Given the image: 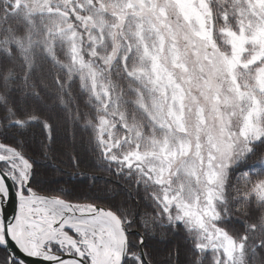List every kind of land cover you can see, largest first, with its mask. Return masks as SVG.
<instances>
[{"label": "snow or ice", "instance_id": "1", "mask_svg": "<svg viewBox=\"0 0 264 264\" xmlns=\"http://www.w3.org/2000/svg\"><path fill=\"white\" fill-rule=\"evenodd\" d=\"M0 264H264V0H0Z\"/></svg>", "mask_w": 264, "mask_h": 264}, {"label": "trees", "instance_id": "2", "mask_svg": "<svg viewBox=\"0 0 264 264\" xmlns=\"http://www.w3.org/2000/svg\"><path fill=\"white\" fill-rule=\"evenodd\" d=\"M59 55V54H58ZM61 59H64V57L61 55ZM76 90L78 91V83L75 86ZM86 98H81V105L83 104V100ZM38 130H34L33 132H30L29 135H33ZM87 133H78L77 134V145L79 146L81 138L86 139ZM69 142H71V137H69ZM65 159H67L65 157ZM60 168L62 171H59L55 175H53L52 172H49L48 175L50 179L44 181V184L47 188V191L52 192L53 194H56L54 192V189L57 187H73L75 186L77 190V201H83V202H95L100 204L104 207H112L113 203L118 202L119 199H122L123 197L117 198V200H114L112 197V194L109 192L110 187H114V185L111 184L110 180L107 177V173L102 171L99 168H96L93 165L91 156L89 157V160L81 164L80 168H73L70 164H61ZM80 172L87 173L86 176L79 175ZM95 173L96 176L101 177V179H92V174ZM140 210L143 212L151 213L153 209L148 206L143 200L139 203ZM172 240V246H178L181 249V253L183 254L186 251L187 246H190L191 240L188 237L187 233L181 232L179 235H176L174 237H171ZM155 243V242H153ZM161 249L164 248L163 244L158 245Z\"/></svg>", "mask_w": 264, "mask_h": 264}, {"label": "water", "instance_id": "3", "mask_svg": "<svg viewBox=\"0 0 264 264\" xmlns=\"http://www.w3.org/2000/svg\"><path fill=\"white\" fill-rule=\"evenodd\" d=\"M101 206V205H100ZM101 207H104V206H101Z\"/></svg>", "mask_w": 264, "mask_h": 264}]
</instances>
